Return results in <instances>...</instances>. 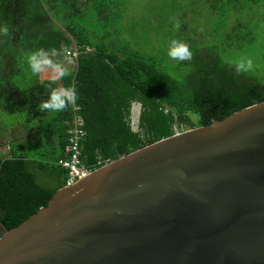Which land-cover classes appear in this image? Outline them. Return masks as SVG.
<instances>
[{
	"label": "trees",
	"instance_id": "1",
	"mask_svg": "<svg viewBox=\"0 0 264 264\" xmlns=\"http://www.w3.org/2000/svg\"><path fill=\"white\" fill-rule=\"evenodd\" d=\"M259 6L258 0H214L211 8L223 20L224 33L211 27L209 38L188 35L190 10L179 6L177 17H181L178 21L164 17L162 41L148 49L149 38L143 40L129 29L120 0H0V28H7L6 33L0 32V110L9 107L16 112L9 105L15 99L23 109L31 108V103L47 100L54 88L74 86L86 130L82 159L96 168L171 136L177 129L222 120L264 101V76L237 71V64L224 57L234 38L239 46L252 40L253 12ZM95 19L103 20L102 27L86 28ZM176 22L181 23L179 31L174 29ZM171 39L188 45L190 60L166 55ZM74 45H88L91 51L75 59L70 77L52 82L31 73L26 57L32 51L55 49L53 59L60 62L61 55ZM27 84L30 95L24 91ZM133 102L141 105L138 131L131 125ZM30 108L23 111L28 113L27 121L33 122L27 127L19 122L22 136L17 151L14 148L12 158L0 161L2 231L46 206L65 183L66 171L58 160L65 156L73 106L58 113L44 110L45 118ZM30 136L33 140L25 141ZM38 170L57 171V186L40 183Z\"/></svg>",
	"mask_w": 264,
	"mask_h": 264
},
{
	"label": "water",
	"instance_id": "2",
	"mask_svg": "<svg viewBox=\"0 0 264 264\" xmlns=\"http://www.w3.org/2000/svg\"><path fill=\"white\" fill-rule=\"evenodd\" d=\"M0 264H264V101L57 189Z\"/></svg>",
	"mask_w": 264,
	"mask_h": 264
},
{
	"label": "rangeland",
	"instance_id": "3",
	"mask_svg": "<svg viewBox=\"0 0 264 264\" xmlns=\"http://www.w3.org/2000/svg\"><path fill=\"white\" fill-rule=\"evenodd\" d=\"M123 1L125 3H123ZM258 1L260 6L257 9L255 8L256 10L253 12L254 25L251 24L254 28L253 35L251 36L252 40L247 42L245 45H243L241 42L242 45L239 46V44H237L235 41L236 38H234L232 41L234 43L233 47L226 51L224 57L225 60L233 64H237L241 60L246 61V59H251L253 61V68L246 72H256L257 76H264V0ZM120 2L122 7L126 8L124 11V17H126V21L129 24V29L143 40H147L149 38V44L147 43L148 49L153 48V46H158V44L161 43L163 31L166 30V27L164 26L167 24V20H164V17L168 18L170 15V18L172 16L176 20L181 17L180 15L177 17V10L179 6H187L190 10L188 15H186V18H188L186 19V29L188 31V35L198 37L201 34L203 35L202 37H207L208 35H211V27H219L218 31L220 33H224V30L222 29L224 27L223 20L220 17H216L211 8L214 0H120ZM95 20L96 21L91 20L88 22L86 28L96 29L98 27H102L103 20ZM79 22L83 24L86 23L84 20H80ZM170 22L171 21H169V23ZM176 24L181 23L176 22ZM209 41L215 43V39H211ZM140 43L143 44L144 42L141 40ZM60 62L65 64L69 69H73L76 65V60L69 57L66 53L61 55ZM43 76H48V74L44 73ZM25 77L28 79V75H25ZM42 79H47V77H42ZM28 86L29 85L27 84L26 88H24V91H26L27 95H30L31 91H29V89L31 88ZM30 86L32 85L30 84ZM31 101L32 99L30 102ZM11 102L12 104L9 103V105L14 106V109H17V111L10 114V109H7L9 107L6 108L3 105V107L6 109H4L3 112L0 110V114L3 113L2 127L9 123L10 118L13 120L15 117L17 121L21 122L26 127L28 124H32L33 121H27L28 118L26 117H29L28 113L23 111L29 110L30 106L29 108L23 109L24 105L17 103L16 99ZM37 102L38 103H31L30 110H33V113H35L37 116H44V111L40 110L39 108V105L42 102ZM140 109L141 105L139 102L132 103L131 125L135 131L139 130L138 119ZM43 118H45V116ZM188 129L183 128L181 131L177 129L176 133L183 132ZM34 147L37 149L41 148L40 145H34ZM50 171L38 170L37 175L40 183L53 188L57 186L59 180L56 177L57 171Z\"/></svg>",
	"mask_w": 264,
	"mask_h": 264
},
{
	"label": "clouds",
	"instance_id": "4",
	"mask_svg": "<svg viewBox=\"0 0 264 264\" xmlns=\"http://www.w3.org/2000/svg\"><path fill=\"white\" fill-rule=\"evenodd\" d=\"M174 29H179V24L174 25ZM0 32H7V28H0ZM50 53V54H49ZM166 55L175 60H190L192 52L184 42L178 39H171L166 49ZM57 56L55 49L45 50L37 48L26 57L28 67L32 74L39 75L47 73V79L52 82H61L70 77V69L63 63L54 60ZM237 71H248L253 68L251 59L241 60L237 63ZM78 99V93L74 86H58L54 88L47 100L39 105L40 110H48L51 113H58L67 107L74 106Z\"/></svg>",
	"mask_w": 264,
	"mask_h": 264
},
{
	"label": "built area",
	"instance_id": "5",
	"mask_svg": "<svg viewBox=\"0 0 264 264\" xmlns=\"http://www.w3.org/2000/svg\"><path fill=\"white\" fill-rule=\"evenodd\" d=\"M89 51H91V47L88 45L83 47L74 45L66 51V54L73 59H77L81 53H87ZM79 109L80 107L78 105L75 104L73 106L74 114L67 130L65 156L58 160V164L66 171L63 187L77 183L96 169L94 166L87 165L82 159L81 144L86 136V130L84 127V118L78 113Z\"/></svg>",
	"mask_w": 264,
	"mask_h": 264
},
{
	"label": "crops",
	"instance_id": "6",
	"mask_svg": "<svg viewBox=\"0 0 264 264\" xmlns=\"http://www.w3.org/2000/svg\"><path fill=\"white\" fill-rule=\"evenodd\" d=\"M43 75L44 74H42V76ZM43 77H48V76H43ZM12 113L13 112L10 111V114ZM11 119L12 118H10V120ZM2 120H3V114L0 115V161L12 158V151L14 150V148L15 151H17L16 146L18 145L19 139L22 136L18 129L19 121H17L16 117L13 118V120L11 121L9 120V123L4 125L3 127H2ZM32 134H34V131H32ZM33 136L26 138L25 141L28 139L33 140Z\"/></svg>",
	"mask_w": 264,
	"mask_h": 264
},
{
	"label": "flooded vegetation",
	"instance_id": "7",
	"mask_svg": "<svg viewBox=\"0 0 264 264\" xmlns=\"http://www.w3.org/2000/svg\"><path fill=\"white\" fill-rule=\"evenodd\" d=\"M0 232H2V229H0Z\"/></svg>",
	"mask_w": 264,
	"mask_h": 264
}]
</instances>
